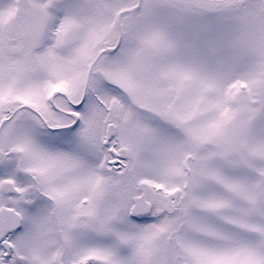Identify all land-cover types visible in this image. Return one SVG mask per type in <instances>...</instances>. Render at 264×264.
<instances>
[{
    "label": "snow or ice",
    "instance_id": "1",
    "mask_svg": "<svg viewBox=\"0 0 264 264\" xmlns=\"http://www.w3.org/2000/svg\"><path fill=\"white\" fill-rule=\"evenodd\" d=\"M0 264H264V0H0Z\"/></svg>",
    "mask_w": 264,
    "mask_h": 264
}]
</instances>
